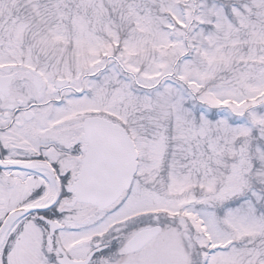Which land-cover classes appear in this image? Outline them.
I'll use <instances>...</instances> for the list:
<instances>
[{
  "label": "snow or ice",
  "instance_id": "obj_1",
  "mask_svg": "<svg viewBox=\"0 0 264 264\" xmlns=\"http://www.w3.org/2000/svg\"><path fill=\"white\" fill-rule=\"evenodd\" d=\"M0 264H264V0H0Z\"/></svg>",
  "mask_w": 264,
  "mask_h": 264
}]
</instances>
